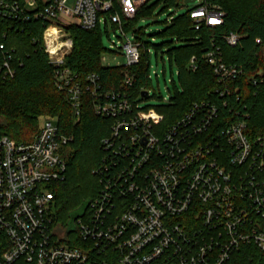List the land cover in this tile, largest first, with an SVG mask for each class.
Here are the masks:
<instances>
[{"label": "built area", "instance_id": "obj_1", "mask_svg": "<svg viewBox=\"0 0 264 264\" xmlns=\"http://www.w3.org/2000/svg\"><path fill=\"white\" fill-rule=\"evenodd\" d=\"M148 0H0V18L26 19L30 9L47 24L42 47L54 64V83L68 92L79 113V85L64 66L72 38L66 26L93 28L107 22L119 29L123 65L139 60L140 42L123 27ZM195 27L220 23L218 3L193 0ZM170 22L173 15L168 16ZM227 42L236 40L234 33ZM190 67L195 68L190 57ZM204 58L219 81L240 70L228 65L218 47ZM11 54L0 42V74L12 76ZM94 112L109 116V134L98 171L99 187L74 226L52 224L49 186L64 177V146L56 118L41 117L31 140L0 134V264H230L242 245L264 253V132L250 135L246 114L221 115L213 101L193 102L169 126L162 116L131 103L121 90L97 91ZM264 72L253 76L261 81ZM125 74L124 83L131 82ZM223 95V91H220ZM75 239L85 241L81 246Z\"/></svg>", "mask_w": 264, "mask_h": 264}, {"label": "trees", "instance_id": "obj_2", "mask_svg": "<svg viewBox=\"0 0 264 264\" xmlns=\"http://www.w3.org/2000/svg\"><path fill=\"white\" fill-rule=\"evenodd\" d=\"M218 3L223 10L220 23L206 25L203 22L195 27L187 7L183 13L173 15L161 33L170 37L169 47L164 51L170 63L176 64L179 87L168 103L155 105V111L162 116L157 127L163 129L176 121L193 102L210 100L216 103L221 115L233 116L229 109L246 114V127L250 135L264 132V78L252 82L253 76L264 72V0H208ZM164 6L175 3L165 0ZM138 9L130 19H123L125 30H132L140 42L139 61L129 67L102 64L105 51L119 52L106 48L101 43V24L93 28L68 25L72 50L63 61L75 74L74 81L79 85V113L73 107L65 89L56 87L53 78L55 68L42 47V31L47 22L35 16L32 9L26 19L18 18L10 22L0 18V42L11 54L14 66L12 76L0 74V134L8 135L17 141L31 140L41 117H55L59 130L71 136L65 144L63 157L66 163L64 178L52 181L53 192L50 208L52 224L72 229L88 206L99 187L97 168L104 154L102 138L109 133L112 118L94 112V84L88 80L89 73L97 76V91L121 90L131 103L147 98L141 94L150 85L149 46L142 40L141 28L136 24L141 17L148 15L152 5ZM107 32V22L102 23ZM236 35L234 43L227 42L229 33ZM222 60L235 65L240 72L231 80L219 81L204 58L210 49H216ZM194 58L195 68L190 67V57ZM125 74L131 76L129 84L124 83ZM223 91V95H220ZM141 96V97H140ZM144 108V107H143ZM79 213H75L77 209ZM81 246L85 241L75 239ZM230 264H264V253L254 244L242 245L234 252ZM102 255L94 253L95 264H102Z\"/></svg>", "mask_w": 264, "mask_h": 264}, {"label": "rangeland", "instance_id": "obj_3", "mask_svg": "<svg viewBox=\"0 0 264 264\" xmlns=\"http://www.w3.org/2000/svg\"><path fill=\"white\" fill-rule=\"evenodd\" d=\"M165 0H148L146 5H152L148 15L141 17L136 24V28H141L142 40L148 42L149 54V74L150 85L148 86L149 96L140 99L137 103L144 107L145 110L154 109L155 105L166 104L170 96L174 95L175 88H180L178 76L176 73V64L170 63L167 54L164 52L169 47L166 40L170 37L161 33V30L166 26L169 15H177L186 11L187 7L195 5V2H183V0H174L164 6ZM72 0H68L67 6H71ZM101 43L104 47L116 50L110 47L112 40L115 44L120 45L118 37L119 29L112 25L107 26V32L104 31V25L101 23ZM131 31V30H130ZM130 31H127L130 33ZM102 64L117 65L123 63L121 51L111 52L105 51L101 58ZM172 80L175 86L172 84ZM141 97V96H140ZM80 208L73 214L80 212ZM71 226H74L72 223Z\"/></svg>", "mask_w": 264, "mask_h": 264}, {"label": "water", "instance_id": "obj_4", "mask_svg": "<svg viewBox=\"0 0 264 264\" xmlns=\"http://www.w3.org/2000/svg\"><path fill=\"white\" fill-rule=\"evenodd\" d=\"M183 2H185V3L186 2H193V0H183ZM147 93H148V90L147 91H143L142 94H141V96L142 97H145L147 95ZM68 230H70V229H68Z\"/></svg>", "mask_w": 264, "mask_h": 264}]
</instances>
